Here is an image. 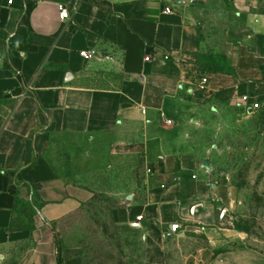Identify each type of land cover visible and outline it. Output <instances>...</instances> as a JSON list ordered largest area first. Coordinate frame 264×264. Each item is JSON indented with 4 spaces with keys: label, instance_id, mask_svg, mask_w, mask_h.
<instances>
[{
    "label": "crops",
    "instance_id": "0c3cea01",
    "mask_svg": "<svg viewBox=\"0 0 264 264\" xmlns=\"http://www.w3.org/2000/svg\"><path fill=\"white\" fill-rule=\"evenodd\" d=\"M183 1L0 0V264H84L59 226L100 195L126 199L110 219L148 264L212 219L197 135L264 113V0Z\"/></svg>",
    "mask_w": 264,
    "mask_h": 264
},
{
    "label": "rangeland",
    "instance_id": "374dc122",
    "mask_svg": "<svg viewBox=\"0 0 264 264\" xmlns=\"http://www.w3.org/2000/svg\"><path fill=\"white\" fill-rule=\"evenodd\" d=\"M202 122L197 141L211 165L208 182L218 187L203 203L212 219L186 222L179 230L184 239L175 248L178 256L164 264H183L200 250L211 251L204 264H264V113L222 107ZM125 202L94 197L60 223L61 242L80 248L84 264H148L133 231L110 219L109 209Z\"/></svg>",
    "mask_w": 264,
    "mask_h": 264
},
{
    "label": "built area",
    "instance_id": "2783aa9c",
    "mask_svg": "<svg viewBox=\"0 0 264 264\" xmlns=\"http://www.w3.org/2000/svg\"><path fill=\"white\" fill-rule=\"evenodd\" d=\"M165 12H166V13H170L171 11H170V9L165 8ZM68 18H69V13H68L67 9H64L63 7H60V11H59V19H60L61 21H65V20H67ZM80 54H81V56H82L85 60H87V59H89V58L91 57L90 54H87V53H85V52H81ZM148 60H149L148 58H145V59H144V61H148ZM199 81H200L199 86L202 87L203 85L206 84L207 79H206V78H200ZM242 101H243L245 104H246V103L248 104V98H247V97H242ZM248 105L251 107L252 110H257V109L259 108V105H258L257 103H252V104H248ZM136 221H137V222H140V221H141V217H140V216L136 217Z\"/></svg>",
    "mask_w": 264,
    "mask_h": 264
},
{
    "label": "water",
    "instance_id": "95a60500",
    "mask_svg": "<svg viewBox=\"0 0 264 264\" xmlns=\"http://www.w3.org/2000/svg\"><path fill=\"white\" fill-rule=\"evenodd\" d=\"M173 1L177 5H183L184 4V1L183 0H173ZM203 167L206 168V169H210V163L208 161H205L203 163Z\"/></svg>",
    "mask_w": 264,
    "mask_h": 264
},
{
    "label": "trees",
    "instance_id": "16d2710c",
    "mask_svg": "<svg viewBox=\"0 0 264 264\" xmlns=\"http://www.w3.org/2000/svg\"><path fill=\"white\" fill-rule=\"evenodd\" d=\"M58 264H60L59 261H58Z\"/></svg>",
    "mask_w": 264,
    "mask_h": 264
}]
</instances>
